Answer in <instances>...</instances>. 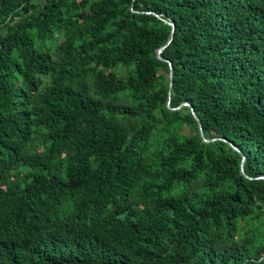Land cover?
Returning <instances> with one entry per match:
<instances>
[{
  "label": "trees",
  "instance_id": "16d2710c",
  "mask_svg": "<svg viewBox=\"0 0 264 264\" xmlns=\"http://www.w3.org/2000/svg\"><path fill=\"white\" fill-rule=\"evenodd\" d=\"M0 264H264V0H0Z\"/></svg>",
  "mask_w": 264,
  "mask_h": 264
},
{
  "label": "water",
  "instance_id": "95a60500",
  "mask_svg": "<svg viewBox=\"0 0 264 264\" xmlns=\"http://www.w3.org/2000/svg\"><path fill=\"white\" fill-rule=\"evenodd\" d=\"M165 21L168 22V23H170V24L172 25L171 37H170V39L168 40V42H167L166 44L162 45V46L157 50V55H158V57H159L160 59H162V60H164V61H168V62H169V65H170V90H169V101H168L167 104H168V106H169L171 109L175 110V109H180V108H181L183 105H185V104H186V105H190V106H191V104L188 103V102H186V103L181 104V105L178 106V107H172V106L170 105V103H171V99H172V86H173V65H172V63H171L168 59L164 58V57L161 55V53H162L163 50L166 48V46L172 41V39H173V37H174V31H175L176 26H175L174 21H169V20H167V19H165ZM191 109H192V112H193L194 117H195L196 120L199 122V129H200L201 135H202V137L204 138V140L207 141V142H211V141L218 140V139H219L218 137L207 138V137L205 136V134H204V130H203V126H202V123L200 122V118H199V116L197 115L196 111L194 110V108H193L192 106H191ZM233 146H234V145H233ZM234 147H236V146H234ZM244 161H245V157L243 158V161H242V171H243V172H244Z\"/></svg>",
  "mask_w": 264,
  "mask_h": 264
}]
</instances>
